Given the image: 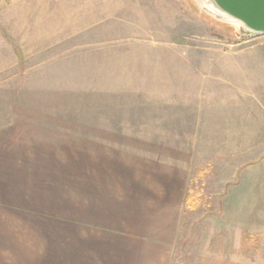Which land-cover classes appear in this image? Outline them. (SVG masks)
<instances>
[{
  "label": "rangeland",
  "instance_id": "1",
  "mask_svg": "<svg viewBox=\"0 0 264 264\" xmlns=\"http://www.w3.org/2000/svg\"><path fill=\"white\" fill-rule=\"evenodd\" d=\"M0 264H264V35L204 0L1 14Z\"/></svg>",
  "mask_w": 264,
  "mask_h": 264
},
{
  "label": "water",
  "instance_id": "2",
  "mask_svg": "<svg viewBox=\"0 0 264 264\" xmlns=\"http://www.w3.org/2000/svg\"><path fill=\"white\" fill-rule=\"evenodd\" d=\"M216 15L238 24L242 31L264 35V0H204Z\"/></svg>",
  "mask_w": 264,
  "mask_h": 264
},
{
  "label": "crops",
  "instance_id": "3",
  "mask_svg": "<svg viewBox=\"0 0 264 264\" xmlns=\"http://www.w3.org/2000/svg\"><path fill=\"white\" fill-rule=\"evenodd\" d=\"M30 0H0V15L12 10L15 6L29 3Z\"/></svg>",
  "mask_w": 264,
  "mask_h": 264
}]
</instances>
